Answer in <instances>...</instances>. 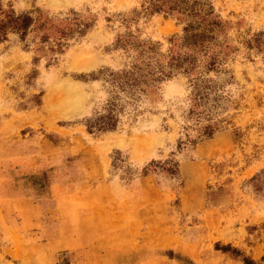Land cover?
I'll return each mask as SVG.
<instances>
[{"label": "rangeland", "instance_id": "rangeland-1", "mask_svg": "<svg viewBox=\"0 0 264 264\" xmlns=\"http://www.w3.org/2000/svg\"><path fill=\"white\" fill-rule=\"evenodd\" d=\"M0 264H264V0H0Z\"/></svg>", "mask_w": 264, "mask_h": 264}]
</instances>
